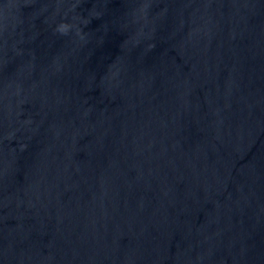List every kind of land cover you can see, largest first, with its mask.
Returning <instances> with one entry per match:
<instances>
[{
    "label": "water",
    "instance_id": "obj_1",
    "mask_svg": "<svg viewBox=\"0 0 264 264\" xmlns=\"http://www.w3.org/2000/svg\"><path fill=\"white\" fill-rule=\"evenodd\" d=\"M0 264H264V16L0 0Z\"/></svg>",
    "mask_w": 264,
    "mask_h": 264
}]
</instances>
